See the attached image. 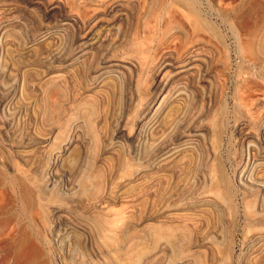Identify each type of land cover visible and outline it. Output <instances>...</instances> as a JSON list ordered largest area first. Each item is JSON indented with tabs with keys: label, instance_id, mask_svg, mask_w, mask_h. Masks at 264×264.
Instances as JSON below:
<instances>
[{
	"label": "rangeland",
	"instance_id": "rangeland-1",
	"mask_svg": "<svg viewBox=\"0 0 264 264\" xmlns=\"http://www.w3.org/2000/svg\"><path fill=\"white\" fill-rule=\"evenodd\" d=\"M193 1L194 4L191 0H0L1 264H142L144 257L148 264H192L199 254V264H264V220L245 216L254 209L244 204L243 188L237 178L242 170L251 169L239 165L237 169L241 170L235 173L232 162L238 154L239 138L246 132L254 133V126L264 122V105L247 102L249 110L240 112L251 118L253 125L239 126L244 121L237 124L235 120L236 115H241L237 113L240 109L233 106V97L238 90L250 92L253 99L262 98L264 81L254 71L250 80L243 81L244 75L238 76L239 60L232 49L228 61L225 53H214L212 60L205 62L206 80L210 88H216L213 77L219 73L223 96L218 103L226 105L222 110L217 106L213 107L216 112L211 110L217 117L207 122V139L204 142L202 132L195 130L187 139L189 146H195L194 154L187 156L191 158L184 157L183 162L134 181L125 167L134 165L136 160L120 145L122 141L117 138L120 135L114 136L115 130L120 127L128 139L134 127L131 121L126 123L133 108L127 97H153L157 91L154 84L162 76H155L150 56L134 53L127 44L131 29L128 22L123 24L120 38L106 37L104 33L100 46L89 48L77 58L78 40L84 33L77 19L79 11H212L221 39L232 44L230 25L223 24L216 11H240V0ZM117 17L103 15L101 24L107 26ZM263 26L256 23L264 35ZM253 27L247 22L238 31L247 33ZM200 34L212 45H220L219 39L208 32ZM146 40L140 37L137 42L142 46ZM261 41L264 45V36ZM117 63L121 66H114ZM97 70L102 74L97 80H102L99 86L89 77ZM173 74L171 70L166 73L168 77ZM92 110L99 117L95 130L101 139L97 141L107 144L103 154L96 151L93 140L98 133L86 126L66 151L64 121L72 117L75 123L78 116ZM191 110L196 111L191 108L189 114ZM220 117L221 125L217 122ZM143 142L140 138L134 145L143 148ZM196 145L201 150L217 146L216 160L207 167L201 166V150ZM218 164L225 172L230 194L234 195L233 203L215 198L223 190L217 185ZM205 173L212 174L216 184L201 181L199 178ZM150 178L155 185L142 190L144 181ZM107 185L111 188L110 200L102 203ZM207 197L210 204L202 202ZM134 199L161 210L160 221L166 222L167 233L177 235L167 240L174 243L178 238V244H173L178 248L168 245L169 254L166 248L167 253L162 251L164 256L157 255L153 233L144 228L148 222L123 220L120 211ZM210 244H214V249ZM177 250L181 251V258L175 255Z\"/></svg>",
	"mask_w": 264,
	"mask_h": 264
},
{
	"label": "bare ground",
	"instance_id": "bare-ground-1",
	"mask_svg": "<svg viewBox=\"0 0 264 264\" xmlns=\"http://www.w3.org/2000/svg\"><path fill=\"white\" fill-rule=\"evenodd\" d=\"M191 3L194 4V1L191 0ZM239 10L240 11H216V16L222 19V23L230 25L229 33H231V38L233 41L230 45L229 43H226L224 39H221V34L218 32V27L216 26L215 22L212 21V17L214 16V14L211 13L212 11H79L80 16L77 19L78 23L81 25L80 29H82L84 33L78 40L79 50L77 52V58H80L82 55L87 53L89 48H93L94 46H100L103 42L102 35H104V33L106 34V37L120 38V36H122L121 34L124 31L123 24L125 22H128V24L130 23L131 29L130 31L128 30L130 39L128 40L127 44L132 48V51L134 53H138L139 55L147 54L148 57L150 56V63L154 66V74H156L155 76H162L160 81H156L154 84V87H156L157 91L153 97H136L133 94H130V96L127 97V100L130 101V104L133 105L131 111L132 116L130 119L128 118L126 120L127 124L128 121H131L132 126L134 127L130 134L127 136L130 141L125 138L124 132L123 130H121L120 127L115 130L114 136L120 135L117 138L122 141V143H117H120V145L124 146L129 152V155H132L133 159L136 160V162L133 163L138 167L135 168L134 165L131 164L125 167L126 170L130 172V174L128 175H130L131 178L134 179V181L138 180L139 178L145 179L150 174L161 172L166 168L171 167L174 163L181 161L184 157L194 154L195 146H189L190 143L188 144L187 139L189 134L196 132L195 130H200L202 132L200 136H202V140H204V142L207 139V135L210 134L207 130L209 125H207V122L209 119L213 120L217 117V114L212 115L213 112H211V110H213V107L216 106L217 108L219 107V110H222V108L226 105L224 104L222 107V105L218 103V100L223 96L222 84L218 79L219 73H215L218 78L213 77V83H215L216 88H210L209 86L211 85H209L208 81L206 80V77L208 76V71L204 68L205 62L206 64L209 63L212 60V55L214 53H225V58L228 61L230 60V49H232L235 53L236 58L239 60L238 76L244 75L242 76V78L244 77L243 81H247L250 80L251 71H254L255 76L264 81V45L261 41L264 35L260 33L261 28L256 27L257 22H261L264 25V0H240ZM103 15H111V17L119 15V18L117 17L116 20L111 21L107 26H104L103 24H101L102 21L100 20V17ZM121 16L122 18H120ZM141 20L142 25L140 26ZM247 22H251L252 25H254L252 30H249L247 33H245V30H241V32L238 31V28L240 29ZM143 30H145L149 35H146L145 32L143 33V35L145 34L143 37V35H141ZM202 31L208 32L209 35L219 39L220 45H212L207 39H205L200 34V32ZM140 37L147 39L146 41L142 42V46L145 45L144 48H142L140 42H137ZM66 49L68 51L70 47L67 46ZM67 61L71 60L67 59ZM243 64L246 65V68L242 67ZM114 66L120 67L121 65L117 63V65ZM169 70L174 72L172 77H168L166 75L167 71ZM100 75L102 74L99 70L93 71L89 74V77H91L92 81L96 86H99L100 82L102 81H97ZM251 96L252 95L250 92H240L237 90L236 94L233 97V106L237 110L240 109L237 113L241 115H236L235 120L236 122L244 121V123L242 124H238L237 122L239 126L246 127L247 124V127L250 128V124L253 125L251 118H248L247 116H245V114L243 115L241 113L244 108L249 110L247 108V102L251 103V105H253L254 102L255 104L261 103L264 105V95L262 98L259 99H253ZM190 107L192 109H195L196 111L193 112L194 110H191V113L189 114V110L191 109ZM213 111L216 112L217 110ZM245 113L248 114L247 112ZM96 116L97 115L95 113V110H92V112H88L86 114L78 116L76 118L77 121L75 123H73L74 118L72 117H69L64 121V149L66 151L70 148L74 140L79 138V133L81 131L80 129L82 127H89L90 130H92V128L94 130L96 129V125L98 126L99 122V117L96 118ZM240 117L244 119L240 120ZM217 122L221 125L222 117H220ZM182 129H185L184 133H181ZM254 129V133H251V131L246 132L239 138L237 142L238 154H235V157L232 162L234 165L235 173L237 170H241L237 169L239 165L240 167H250L251 169L249 171L242 170L240 174L238 173L239 177H237L239 178V182L243 188L241 190L244 194V204H247V206L249 205L254 209L252 213H246L245 216H252V219L256 218L257 220H264V122L258 126H254ZM95 131L98 133V137L93 139L96 142V151L99 152V154H103L104 148L107 146V144H105L102 140L97 141V139H101V137L99 131ZM106 135L107 129L104 137ZM140 138L144 139L143 143L145 144L143 148L139 146L141 147V149L138 150L139 147L136 148L137 145H134V143L137 142ZM114 139L115 137L112 138V140ZM106 140L108 139L105 138V142H107ZM252 141L257 142V144H255L257 147L255 145L250 144ZM110 144L112 143L110 142ZM218 151L219 150H217V146L215 147V145L203 147L200 154V158L202 159V161H200L202 162L201 166L203 165L207 167L209 163L216 160ZM252 167H254L255 170L252 169ZM216 169L218 172L217 185L223 190L222 193H218V195H216L217 197L215 198L217 200H223L225 201V203H233L235 201L233 197L234 195L230 194V190L227 185V178L225 177V172L220 164L217 165ZM142 172L143 175L141 177ZM211 176L206 175L205 173V175L199 179L205 184L214 185L216 184V182H214ZM153 185L155 184L152 181V178H150L149 180H145L143 183L142 190L148 191L151 186L153 187ZM110 192L111 188L109 187V185H107V189L104 192L105 194L102 197V203H108V201L110 200ZM188 192H186V195L188 194ZM209 198H203L202 202L210 204L211 200ZM248 198H251L252 201H248ZM137 200L138 199H136L135 201L134 199L136 203L131 205V203L134 202L132 200L131 203L128 204L130 206L127 205L128 207H125L123 210L120 211L123 220H144L145 223L148 222L144 228H146L147 230L149 229L153 233V238L155 239V242L152 243L154 244V250H156L158 253L157 255H159V253H162L160 255L166 254V248L168 250V245H171V248L175 249L176 246L174 245L175 247H173V244H178L175 243L178 238H176L177 240L173 238L174 243L170 242L171 240H167V238L172 237L174 233L172 235H169L166 230L167 224H164L166 222L161 223V210H153L151 208H154V206L149 208V205L148 207L147 205H145L146 203L144 204ZM250 209L252 210V208ZM248 220L250 219L248 218ZM149 222L153 223L151 224ZM192 225H194L193 222ZM0 233L1 235L3 234L1 231ZM202 235L204 236V234ZM207 237L209 238V235ZM151 241H149V243H151ZM211 242H213V240H211ZM198 244L199 246L202 245V243H195V245ZM185 245L187 244L185 243ZM211 247L213 248L214 244H212ZM162 251H166V253ZM169 251L170 250H168V254ZM180 252V250H177L175 255L180 257ZM200 253H202V251ZM199 257L200 254L196 257L197 260L194 259V262L192 261L193 263H191H201ZM145 258L146 257H144V259L141 258L143 259L142 264H148V260ZM135 264H141V262H137Z\"/></svg>",
	"mask_w": 264,
	"mask_h": 264
}]
</instances>
